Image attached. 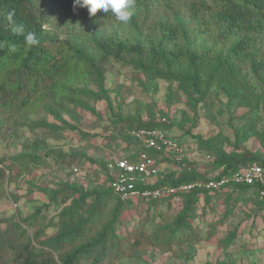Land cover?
Returning <instances> with one entry per match:
<instances>
[{
    "label": "rangeland",
    "instance_id": "374dc122",
    "mask_svg": "<svg viewBox=\"0 0 264 264\" xmlns=\"http://www.w3.org/2000/svg\"><path fill=\"white\" fill-rule=\"evenodd\" d=\"M181 2L186 5L191 0ZM144 12L126 24L68 21L57 10L47 17L44 27L55 41L54 50L77 41L95 67L86 63L85 68L73 70L74 79L68 85L60 83L65 91L61 89L51 100L42 99V104L29 111L0 107V161L12 164L10 175L0 185V194L4 191L5 195L0 199L1 230L24 227L32 238L36 231L23 221L35 210L41 209L45 218L35 221L38 230L49 221L58 222V214L71 204L66 197L54 200L53 195L70 187L83 192L106 189V161L138 152L128 136L129 126L138 123L159 125L192 162L185 170L168 162L160 168L161 175L215 177L221 171L215 161L222 154L249 153L264 160V70L257 77L248 58L230 56L232 44L220 39L216 29L207 28L201 18L192 20L182 4L168 10L150 7ZM163 17L175 19L189 49L208 58L198 70L186 65L180 68L176 73L183 77L181 81L153 78L128 61L101 63V53L86 42L144 36ZM256 50L264 54V37H254L252 51ZM64 55L74 63L72 52L65 48ZM194 78L200 83L198 91L190 84ZM62 95L64 101L59 102ZM232 190L199 199L188 220L193 234L189 241L178 243L165 237V249L128 247L121 255L101 259L100 264H264V204L253 194ZM117 202L113 196L107 211L113 212ZM181 209V199L130 202L123 205L116 234L153 235L160 230L164 236ZM56 232L57 227L45 231L47 237Z\"/></svg>",
    "mask_w": 264,
    "mask_h": 264
},
{
    "label": "trees",
    "instance_id": "16d2710c",
    "mask_svg": "<svg viewBox=\"0 0 264 264\" xmlns=\"http://www.w3.org/2000/svg\"><path fill=\"white\" fill-rule=\"evenodd\" d=\"M181 4L187 8L192 20L201 18L200 21L206 23L207 28L216 29L220 39L232 44L229 48L230 56L248 58L251 72L259 76L264 70V54L258 50L253 52L252 43L254 37H264V0H191L186 5L181 0H134L129 10L134 12L135 18L132 16L130 21H135L141 14L144 15L146 13L144 11L150 7L168 10ZM54 10L68 21L97 24L116 20L111 12L105 14L98 11L94 16H89L86 8L75 5V0H0L1 108L29 111L30 107H35L37 103L42 104V99L51 100L55 93L65 91L63 86L60 88V83L68 85L74 79L73 70L85 68L87 64L95 67L94 63L88 60L84 45L77 41L68 42L61 49L54 50L55 41L44 27L47 17ZM133 29L137 32L134 27ZM29 34L37 38V44H28L26 37ZM136 37L124 39L110 37L100 40L91 38V42L88 40L86 42L92 49L101 53L98 58L101 63L108 59L117 62L128 61L127 63L135 69L150 74L153 78L167 81L177 79L181 81L183 77L176 72L185 65L198 70L208 61L205 53L189 49L183 40L180 25L175 19L163 17L160 21L155 20L150 32ZM65 48L73 53L71 57H74V63L64 55ZM125 57L129 59L125 60ZM96 70L98 71V67ZM190 84L198 91L200 84L198 79H190ZM63 99L62 95L59 102L64 101ZM136 128L161 129L159 125L144 122L133 127L129 126L128 136L138 148V152L140 147L129 134ZM180 147L183 150L181 164L150 152L157 161L159 172L154 183L143 184V188L177 186L205 178L195 174L176 177L168 173L161 175L160 168L168 162L178 165L182 170L192 163L188 162L183 147L181 145ZM138 152L124 158L135 161ZM113 159L107 160L103 167L107 179L106 189L83 192L79 188L70 187L62 190L60 194L53 195L54 200L57 196H64L71 201V204L65 206L58 214V222L49 221L36 230L35 221L45 220L41 209L38 208L29 219L23 221L36 231L32 238L28 236L24 227L0 229V264H83L85 261L100 264L101 259L121 255L128 247L142 249L144 246H154L165 249L168 245V239L165 237L178 243L192 238L188 220L194 216L196 204L202 196L208 199L210 195L228 188L239 194H253L260 203L264 204L258 199L255 186L232 183L219 190H193L161 201L138 200L153 204L181 199L182 209L172 223L173 226L164 236H161L160 230H156L153 235L133 232L129 234L132 236L118 237L115 224L122 213L123 205L130 202H121L112 192V176L107 171L106 164ZM215 162L221 169L216 178L230 176L251 165H258L264 170V160L249 153L234 157L222 154ZM0 163L4 161L1 160ZM2 166L0 185L12 170L11 163H4ZM113 196L118 202L113 212H108V203ZM2 198H5L4 191L0 194V199ZM48 227H57L55 235L46 236L45 231ZM179 230L184 231L181 236L177 235ZM173 231L175 232L172 233Z\"/></svg>",
    "mask_w": 264,
    "mask_h": 264
},
{
    "label": "built area",
    "instance_id": "2783aa9c",
    "mask_svg": "<svg viewBox=\"0 0 264 264\" xmlns=\"http://www.w3.org/2000/svg\"><path fill=\"white\" fill-rule=\"evenodd\" d=\"M129 134L140 147L135 161L120 157L106 164L107 171L112 176V192L121 202L161 201L193 190H219L231 183L255 186L258 199L264 202V170L258 165L247 166L227 177L204 178L177 186L143 188V184L154 183L159 172L157 161L150 155V152L181 164L183 150L175 139L161 129L136 128L132 129ZM2 167L0 163V168Z\"/></svg>",
    "mask_w": 264,
    "mask_h": 264
},
{
    "label": "clouds",
    "instance_id": "9594fccd",
    "mask_svg": "<svg viewBox=\"0 0 264 264\" xmlns=\"http://www.w3.org/2000/svg\"><path fill=\"white\" fill-rule=\"evenodd\" d=\"M133 4L134 0H75V5L86 8L89 16H94L98 11L105 14L111 12L122 24L130 21L132 12L129 9ZM26 39L30 45L38 43L33 34H29Z\"/></svg>",
    "mask_w": 264,
    "mask_h": 264
}]
</instances>
